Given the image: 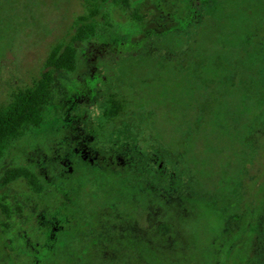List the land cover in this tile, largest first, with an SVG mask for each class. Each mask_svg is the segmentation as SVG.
<instances>
[{
    "label": "rangeland",
    "instance_id": "1",
    "mask_svg": "<svg viewBox=\"0 0 264 264\" xmlns=\"http://www.w3.org/2000/svg\"><path fill=\"white\" fill-rule=\"evenodd\" d=\"M180 3L110 2L93 19L98 33L79 43L76 70L58 75L45 124L1 161L0 174L14 160L31 165L47 191L39 197L22 179L3 188L26 208L9 227L0 216V264H264V0H229L189 32ZM85 11V0H0V103L40 75L50 47L69 39ZM205 47L211 57L223 51L218 62L228 65L226 56L243 55L232 67L257 69L255 79L235 70L241 84H223L199 61ZM106 83L123 84L132 106L103 138L90 129ZM128 143L165 175L142 156L122 165L115 154ZM90 145L99 150L91 160ZM65 192L67 218L49 251L41 218Z\"/></svg>",
    "mask_w": 264,
    "mask_h": 264
},
{
    "label": "trees",
    "instance_id": "2",
    "mask_svg": "<svg viewBox=\"0 0 264 264\" xmlns=\"http://www.w3.org/2000/svg\"><path fill=\"white\" fill-rule=\"evenodd\" d=\"M110 2L118 6H130V0H85L86 11L77 16V25L74 32L68 40L56 42L50 47L40 75L34 78L29 85L13 88L10 92L9 100L0 103V164L14 143L26 136L32 129L42 127L45 124V113L49 106H51L55 97L58 75L60 73H71L76 70L78 66V45L79 43H85L91 40L97 35L98 22L93 19L97 16L105 18L106 13L104 7ZM227 2H229V0H181L180 4H183L187 8V13L185 12L183 15L181 14L182 16L177 15V18L180 17L181 19H184L187 32L195 31L197 29L196 23L205 21L207 25V21H209L208 16L213 17V12L210 10L211 8L213 11H215V9L223 10V7ZM187 4L189 5V8L186 6ZM185 7L184 10L186 9ZM179 8L181 9L180 11L183 10L182 5H180ZM170 14L175 17L177 14V6L175 9L172 8ZM132 16L137 19L140 17L137 13L132 14ZM204 16L206 20L203 19ZM261 16L264 18V11L261 13ZM210 21H213V19ZM172 29H177V26H173ZM182 41V43L186 44L190 49L193 47L188 43L189 38L187 35ZM180 44L177 51L183 47H180ZM262 47H264V38L262 40ZM237 48L238 51L242 52V47ZM176 52L175 54L173 53V55H176ZM210 52L209 47H205L203 50L204 55L201 56L202 58L199 59V61H203L204 65H206V69H209L216 75L214 78H220L223 84L231 83V86L233 87L236 84H241V82H238L240 81V76L235 71L237 68L232 67V65L235 64L236 61L241 62L242 64L245 63L243 55L241 56V54L235 53L234 55H238L237 57L233 56L228 58V56H226L227 61L230 62L229 66L226 60L224 61L226 63H223V60L221 63L218 62V56H225L221 54L223 51L217 52V54L212 57L210 55L213 53ZM195 58H197L196 55ZM195 62H197L196 59L195 61L192 60L190 63H186L187 66L183 65L186 67L188 73L189 71H195L193 70L196 65ZM250 70L252 69H247L245 66H242L240 70L237 71L240 72V75L243 74L244 77L251 74L252 79L254 80L257 69L253 72H250ZM241 78L243 79L242 76ZM122 85L123 84L120 83L118 85L108 83L101 84V87L105 90L106 97L104 101L99 104L100 110L97 114L98 118L96 127L92 128L93 130L90 129L91 134L104 138L103 134L106 132V128L110 126V124L122 114H130L129 109L132 106V100H128L127 97H125V90H120V88L123 87ZM127 91L129 90L127 89ZM126 147L127 155L128 157H131L133 161L142 156L144 161H146L144 166L147 165V168L151 173L165 175V172L164 174H161L158 171L161 166H159L158 163L154 164L157 160L156 157H153L152 155L150 156V153L147 156L146 154L139 155L137 150L134 149L136 146L132 147L131 143H128ZM153 166L155 167V172L152 170ZM18 179L24 180L29 189L39 197H43L44 193L47 191L45 182L34 167L15 160L8 163L0 174V216L5 219L2 221V225L7 227L10 225L9 221L16 216H22L26 208V202L19 194H7L2 192L3 188ZM65 206L66 203H61L59 208L51 210V206L48 205L50 213L52 214L51 217L46 219L41 218V223L46 224V230L49 233L48 238L46 237V242L44 243L48 248L46 249L49 251L55 249L58 231L62 229V224H64V221L67 218L61 210V208H64ZM42 213L45 212H41L40 215ZM39 219L40 216L37 217V225H40ZM4 232H6V229H4ZM236 243L237 242H235L234 245H236ZM32 257L37 259V262L40 261L36 255L33 254L30 258ZM236 260L232 261V264H235L237 262Z\"/></svg>",
    "mask_w": 264,
    "mask_h": 264
},
{
    "label": "flooded vegetation",
    "instance_id": "3",
    "mask_svg": "<svg viewBox=\"0 0 264 264\" xmlns=\"http://www.w3.org/2000/svg\"><path fill=\"white\" fill-rule=\"evenodd\" d=\"M126 146L125 147H122L120 150H122V152H120V154L118 153V154H115V155H119V161H120V163H122V165H125L126 166V168H127V164H129L130 162H133V159H131V157H128V155H127V151H126ZM79 149V148H78ZM95 152H98V153H96V154H99V150L98 149H95L94 147H92L91 145H90V160H91V158H92V154H94ZM114 155V154H113ZM123 157H121V156ZM108 160H110L109 161V165H108V161H106V159H105V163L108 165V166H110V163L111 164H114V162H116L114 159H108ZM135 160H137V159H135ZM63 164L64 165H67V163H65L64 161H63ZM111 168V167H110ZM66 193L67 192H65V193H63V194H59V196H57V198H59V199H61V203H67L66 202V199L68 198L67 197V195H66ZM67 206V205H66ZM66 206L64 207V208H61V210L62 211H64V210H66L65 208H66ZM62 225H64V224H62Z\"/></svg>",
    "mask_w": 264,
    "mask_h": 264
}]
</instances>
